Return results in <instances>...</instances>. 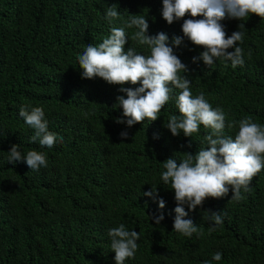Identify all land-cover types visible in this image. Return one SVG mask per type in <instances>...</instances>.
Returning a JSON list of instances; mask_svg holds the SVG:
<instances>
[{"label":"trees","instance_id":"16d2710c","mask_svg":"<svg viewBox=\"0 0 264 264\" xmlns=\"http://www.w3.org/2000/svg\"><path fill=\"white\" fill-rule=\"evenodd\" d=\"M112 5L120 16L110 24L106 9ZM162 6V0H0V264H115L108 232L120 224L140 233L134 258L124 264H264V168L248 191L241 189L238 201L230 199V189L195 210L185 204L184 218L199 229L185 236L173 230L177 202L161 179L163 163L206 147L211 130L201 125L192 137L182 131L172 135L165 125L179 115L175 88L155 121L117 123L123 110L116 98L126 97L120 88L140 85L82 78L78 55L89 43H101L110 33L101 34L113 26L125 27V50L149 54L147 45L131 40L138 29L126 27L130 14L147 18L148 35L183 37V20L193 17L168 24ZM221 23L229 36L245 26L237 42L242 66L233 68L224 58L210 67L193 62L204 49L187 37L173 47L187 66L180 75L191 81L193 96L203 92L214 109L223 110L224 135L234 139L243 118L264 126V19L249 14ZM22 106L43 109L57 137L52 148L30 140L34 129L19 115ZM13 144L22 154H44L47 167L31 170L23 160L8 162ZM152 186L157 194L144 195ZM209 210L220 212L223 222L215 225ZM217 252L219 261L212 259Z\"/></svg>","mask_w":264,"mask_h":264},{"label":"clouds","instance_id":"9594fccd","mask_svg":"<svg viewBox=\"0 0 264 264\" xmlns=\"http://www.w3.org/2000/svg\"><path fill=\"white\" fill-rule=\"evenodd\" d=\"M162 17L172 24L175 20L190 14L181 25L183 37L174 35L169 39L165 32L148 35L149 23L144 15L130 14L126 22L127 28L138 29L131 36V40L140 45H147L149 54L144 55L129 47L128 34L125 27H111L101 35H110L98 45L89 43L82 54L78 55L79 68L83 69L82 78H102L109 84L121 85L131 83L139 87H121L120 91L126 93L117 96V106L123 110V117H118L117 123H126L129 127L143 122L145 119L155 121L159 117L164 105L170 100L173 88L179 90L175 103L179 115H171L165 125L173 136L182 131L185 136L199 132L200 126L210 129L204 137L206 147L192 154L186 152L179 162L169 157L164 160L161 179L164 184L170 185L174 190L177 206L173 223V230L191 237L199 233V229L191 219H185L189 210L202 206L205 199L221 198L231 189L232 200L241 199V189L249 190L252 178L264 168V126L252 121L250 117L239 121L238 132L233 139L224 135L226 127L225 113L219 107L213 108L205 99L204 93L193 96L190 90L191 81L186 75L187 66L174 53L173 46H180L184 37L194 45L202 46L199 56L192 57L193 62L202 60L205 65L211 66L217 59L224 58L231 61L233 68L244 64L243 49L237 46L242 42L244 24L239 25L238 31L229 36L221 23L225 18L244 20L249 14H256L264 19V0H162ZM120 16L115 5L106 9V19L111 24ZM203 17L195 19V17ZM79 32H77V35ZM229 48L234 51H228ZM19 115L25 123L34 129L30 137L32 142H38L41 147L52 148L56 142V134L48 130L45 113L40 107H20ZM123 118H127L126 121ZM228 123L227 127H234ZM126 131L121 132L126 137ZM62 139V138H61ZM191 146V145H189ZM8 162L23 160L31 170L47 167L44 154L36 150L22 154L18 146L13 144L10 148ZM157 194V187L144 193L146 196ZM159 207L165 206L160 198ZM209 218L215 225L221 224L220 212L209 210ZM163 214L155 217V223L160 224ZM111 237V250L114 251L115 264H124L127 258H134L138 248L137 241L140 233L128 231L123 224L109 229ZM222 254L217 252L213 260L219 261ZM204 264H210L205 261Z\"/></svg>","mask_w":264,"mask_h":264}]
</instances>
